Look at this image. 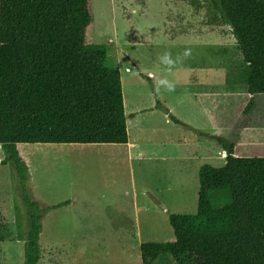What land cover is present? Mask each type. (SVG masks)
Here are the masks:
<instances>
[{
  "label": "rangeland",
  "instance_id": "rangeland-1",
  "mask_svg": "<svg viewBox=\"0 0 264 264\" xmlns=\"http://www.w3.org/2000/svg\"><path fill=\"white\" fill-rule=\"evenodd\" d=\"M87 44L118 70L130 155L116 144H19L27 195L42 213L40 264H141V243L174 240L169 215L197 210L198 170L226 152L264 158V94L212 0H89ZM167 56L170 63L164 62ZM173 118L180 124L173 122ZM0 148V264H22L27 217ZM211 206L230 204L227 190ZM153 264H177L167 254ZM182 264H190L184 260Z\"/></svg>",
  "mask_w": 264,
  "mask_h": 264
},
{
  "label": "trees",
  "instance_id": "trees-1",
  "mask_svg": "<svg viewBox=\"0 0 264 264\" xmlns=\"http://www.w3.org/2000/svg\"><path fill=\"white\" fill-rule=\"evenodd\" d=\"M247 67V92L264 94V0H212ZM89 0H0V148L14 167L27 217L23 263L39 264L42 208L27 195L19 144L128 143L120 75L107 48L87 44ZM173 122H180L173 118ZM222 167L198 170L197 210L169 215L174 240L139 246L141 264L170 255L177 264H264V158L233 156L217 138ZM227 190L213 208L209 194Z\"/></svg>",
  "mask_w": 264,
  "mask_h": 264
},
{
  "label": "crops",
  "instance_id": "crops-1",
  "mask_svg": "<svg viewBox=\"0 0 264 264\" xmlns=\"http://www.w3.org/2000/svg\"><path fill=\"white\" fill-rule=\"evenodd\" d=\"M125 147L128 148L130 155L132 154L133 150L137 149V147L134 146V144H130L129 142L127 144H125ZM40 263H41V260H40Z\"/></svg>",
  "mask_w": 264,
  "mask_h": 264
},
{
  "label": "clouds",
  "instance_id": "clouds-1",
  "mask_svg": "<svg viewBox=\"0 0 264 264\" xmlns=\"http://www.w3.org/2000/svg\"><path fill=\"white\" fill-rule=\"evenodd\" d=\"M163 60H164V62L170 63V61H168V59H167V56H165V57L163 58Z\"/></svg>",
  "mask_w": 264,
  "mask_h": 264
}]
</instances>
